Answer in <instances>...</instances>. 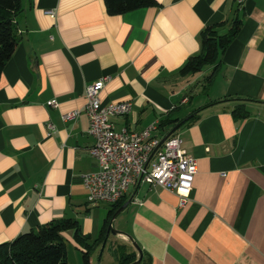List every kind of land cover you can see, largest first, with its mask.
<instances>
[{
  "label": "crops",
  "instance_id": "0c3cea01",
  "mask_svg": "<svg viewBox=\"0 0 264 264\" xmlns=\"http://www.w3.org/2000/svg\"><path fill=\"white\" fill-rule=\"evenodd\" d=\"M154 2L110 14L104 0H20L17 45L0 75V244L66 218L88 244L98 239L111 206L87 201L82 176L97 166L84 106L87 85L106 78L100 101L131 103L127 115L111 117L117 131L154 124L152 137L162 140L185 121L171 136L197 160L183 207L145 182L123 197L129 203L112 226L141 249L139 264H264V0ZM235 19L240 31L211 82L212 65L181 74L201 53L204 29L217 25L225 35ZM238 103L247 118L232 116ZM75 110L76 120L62 121ZM62 237L74 264L70 251L85 248L72 231ZM117 246L138 258L126 237L109 234L105 264H118Z\"/></svg>",
  "mask_w": 264,
  "mask_h": 264
},
{
  "label": "built area",
  "instance_id": "2783aa9c",
  "mask_svg": "<svg viewBox=\"0 0 264 264\" xmlns=\"http://www.w3.org/2000/svg\"><path fill=\"white\" fill-rule=\"evenodd\" d=\"M246 0H236L242 7ZM54 16L53 11L47 12ZM106 78L95 81L85 88L84 113L89 120V134L94 139L89 149L95 160L97 171L83 175L82 182L87 192V201L96 206H112L122 199L130 186L145 182L151 188H162L178 196V206L188 201L197 174V160L182 148L178 137L170 136L161 145V140L152 137L154 124L140 132L121 129L117 131L111 117L125 116L131 103L123 101L103 104L99 92ZM57 107L55 100L47 103ZM80 111L75 110L61 116L62 121H74ZM48 134L54 131L47 125Z\"/></svg>",
  "mask_w": 264,
  "mask_h": 264
},
{
  "label": "trees",
  "instance_id": "16d2710c",
  "mask_svg": "<svg viewBox=\"0 0 264 264\" xmlns=\"http://www.w3.org/2000/svg\"><path fill=\"white\" fill-rule=\"evenodd\" d=\"M104 2L110 14H121L155 4L154 0H104ZM20 12V0H0V75L17 45L15 20ZM240 26L241 21L235 19L229 33L225 35L219 34L217 25L206 27L200 35L201 53L189 57L180 69V73L196 74L203 67L212 65L214 71L206 77V81L211 82L219 66V54L225 51L227 45L239 33ZM231 114L234 118L245 119L249 116V111L244 103H238ZM194 118L192 117L188 122H192ZM123 202L122 198L111 206L94 244L103 243L109 221ZM65 231H72L74 240L84 246L83 255L87 257L94 244L87 243V237L81 233L77 220L66 218L40 225L36 230L23 233L11 242L0 244V264H67L66 243L62 237ZM113 255L118 264H131L137 259L135 253H127L125 246H117Z\"/></svg>",
  "mask_w": 264,
  "mask_h": 264
},
{
  "label": "water",
  "instance_id": "95a60500",
  "mask_svg": "<svg viewBox=\"0 0 264 264\" xmlns=\"http://www.w3.org/2000/svg\"><path fill=\"white\" fill-rule=\"evenodd\" d=\"M183 122L185 121H182L180 123H178L174 128H172V130L161 140L160 142V145L168 138L170 137L182 124ZM129 201H127L126 203H124L118 210L115 211V213L112 215L110 221H109V224H108V227H107V230H106V233H105V237H104V240H103V243H102V246H101V252H100V257H101V254H102V251L104 249V246L107 242V239H108V236L109 234H112V235H121V236H124L126 237L130 242H131V245L134 247V249L137 251L138 253V258L136 259V261H134L133 263L131 264H139L141 262V259H142V252H141V249L138 247V245L132 240V238L127 235L126 233L122 232V231H119V230H116L114 229V227L112 226V222L113 220L116 218V216L121 213L125 208L126 206L128 205Z\"/></svg>",
  "mask_w": 264,
  "mask_h": 264
},
{
  "label": "rangeland",
  "instance_id": "374dc122",
  "mask_svg": "<svg viewBox=\"0 0 264 264\" xmlns=\"http://www.w3.org/2000/svg\"><path fill=\"white\" fill-rule=\"evenodd\" d=\"M71 259L74 264H105V258L100 257V249H91L89 255L85 257L83 251L80 250H71L70 251Z\"/></svg>",
  "mask_w": 264,
  "mask_h": 264
}]
</instances>
